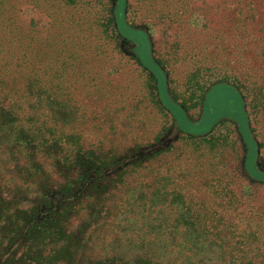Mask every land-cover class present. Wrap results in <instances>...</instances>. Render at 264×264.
Here are the masks:
<instances>
[{"label":"rangeland","instance_id":"1","mask_svg":"<svg viewBox=\"0 0 264 264\" xmlns=\"http://www.w3.org/2000/svg\"><path fill=\"white\" fill-rule=\"evenodd\" d=\"M17 100L0 164L40 112L95 151L105 179L152 187L112 191L106 207L122 214L96 225L97 193L65 200L57 160L40 157L51 199L38 221L61 204L62 239L86 247L25 264H264V182L249 171L264 174V0H0V102ZM37 194L12 209L31 212Z\"/></svg>","mask_w":264,"mask_h":264},{"label":"trees","instance_id":"2","mask_svg":"<svg viewBox=\"0 0 264 264\" xmlns=\"http://www.w3.org/2000/svg\"><path fill=\"white\" fill-rule=\"evenodd\" d=\"M2 72L10 71L9 69H3L1 70V73ZM34 83L37 84L38 88L36 89L38 93L41 92L44 87L46 88V85L40 82ZM18 89L19 88L14 89L15 94L20 96L19 99H23ZM49 93V95L56 96L57 91L52 90V92ZM37 97L38 101H36V105L38 107L42 104L43 99H40V95ZM21 105L22 103L20 100L8 105L5 101L0 102V127L14 125L20 120V117H24L21 112L24 111V109L18 110ZM39 113L40 112L30 113L31 119H29L33 122V127L29 129L27 133L23 131L19 133L18 139L15 140V144L13 145L14 149L12 151L13 159L11 160L14 164L10 165L11 163L7 162L0 164V264H10L11 262L25 264L31 251L32 258L35 261H40L45 253H47L48 256H69L74 249L82 252L86 247L85 241L84 243L76 241L74 244L72 239H62L66 225L61 218L63 214L55 213L56 209L63 208L60 206L61 204H57L58 206L56 208L50 207L48 211L50 216L42 218V221H38L41 213L43 214L41 211L43 207L41 204H36L40 203V199H51L49 196L50 194H47L51 193L48 191L51 190V187L47 180V168L41 163L40 157H54L57 160L58 170L63 173L62 175L66 181L64 185L66 187L60 191V193L64 194L68 192V196L64 198L65 200L68 199V197L81 200L82 198L80 196L86 195L87 192H90V194L93 192L97 193L96 200L93 204L90 203L93 208L91 212L92 220H90V222L92 221L93 224L96 225L101 223L105 224L111 217H115V219L120 218L122 214L120 211L117 210V212L113 214L111 210L106 207V204L111 202L110 200L115 199V194L112 191L118 189V187L121 188L120 191H123V186L126 188L125 185L127 184L128 187H133L134 191L141 189L142 193L144 190L152 188L151 185L149 186L148 184L145 186L140 185L141 187L134 186L131 183L128 184L125 180L119 181L116 179L115 181H108L107 178L105 179V176L107 172H109V169L104 170L103 164H99L96 159H90L92 158L90 156L95 153L94 150L86 149L79 141L74 143L69 133L64 134L67 135L66 141H64L58 136V134H62V132H59V130L56 129L57 127L51 126L48 122L41 121L43 116L40 120L38 118V122L35 120V117H37ZM4 138L6 139V137ZM82 155H86V157ZM10 166H12L11 170L15 173L16 178H11L6 181L3 177V173L6 171L8 172ZM249 171L254 178L264 182V174L252 168H250ZM10 183L13 184V190L10 191V195L6 196V194H4V186ZM119 183L122 184V187L116 186ZM32 185L36 186L38 190V194L32 202V211L29 212L19 207L13 210L12 207L18 204L20 199L24 200L25 197H28L27 191ZM154 193L155 189L152 191V194ZM64 194H60L59 197L64 196ZM148 194L147 192L146 195ZM150 197L148 201H152ZM64 199L62 201H65ZM102 207L103 209H101ZM152 214L153 212L147 211L145 218L149 221L153 218ZM90 222H87L85 227L91 228L92 223L90 225ZM82 236L83 238H88L87 231H84ZM29 241L32 242V246H29V249L24 251L23 247L25 245L28 246L26 242ZM46 241L50 243L53 241L55 243V248L50 247L46 252H44L45 250H43V248L40 249ZM60 243L65 244V247L59 249ZM34 248L36 249L34 250Z\"/></svg>","mask_w":264,"mask_h":264}]
</instances>
